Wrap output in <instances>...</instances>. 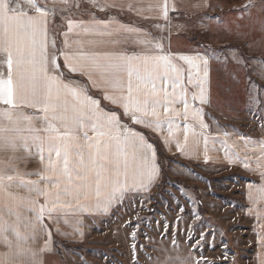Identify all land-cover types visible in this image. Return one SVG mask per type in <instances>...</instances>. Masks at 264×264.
Returning a JSON list of instances; mask_svg holds the SVG:
<instances>
[{
	"label": "snow or ice",
	"instance_id": "6c2138e0",
	"mask_svg": "<svg viewBox=\"0 0 264 264\" xmlns=\"http://www.w3.org/2000/svg\"><path fill=\"white\" fill-rule=\"evenodd\" d=\"M209 7L208 0L183 8L176 0H0V152L11 153L0 159V245L8 250L0 253V264H42L38 257L52 250V231L46 221L58 224L62 219L73 231L62 232L58 227L56 231L82 239L81 214L108 213L128 194L150 193L157 186L162 165L156 148L124 124L121 115L132 124L166 131L163 143L174 144L182 155H195L202 142L205 162L212 160L210 152L223 151L229 164L241 163L260 175V184H248L252 205L248 213L257 218L259 264H264V140L240 137L246 151L255 154L253 161L235 151L229 132L210 136L203 107L210 103V57L171 51L169 13ZM77 12L89 18L76 19ZM114 12L162 19L168 23L154 27L168 30L169 35L152 36L124 23ZM146 12L155 15L145 16ZM57 18L64 24L61 31L50 28ZM233 59L243 66L242 58ZM74 76L86 78L87 83ZM91 89L121 112L105 110L101 100L89 94ZM261 94L264 90L250 83L253 105L261 104ZM181 119L186 123L181 125ZM20 151L38 157L42 170L22 173L15 155ZM13 189L29 195H18ZM21 208L31 215L23 214ZM184 211L179 207V213ZM191 215L194 221L201 220L195 207ZM136 235L131 233L133 241ZM206 235L201 231L197 238L190 226L186 232V239L192 241L190 249L200 251ZM41 236L43 246L34 249ZM172 243L178 247L176 241ZM131 247L135 251L136 244ZM176 260L200 264L191 251Z\"/></svg>",
	"mask_w": 264,
	"mask_h": 264
},
{
	"label": "rangeland",
	"instance_id": "374dc122",
	"mask_svg": "<svg viewBox=\"0 0 264 264\" xmlns=\"http://www.w3.org/2000/svg\"><path fill=\"white\" fill-rule=\"evenodd\" d=\"M207 15L205 12L197 14V22L204 23ZM183 23L189 24L190 19ZM52 30L60 31L56 27ZM215 107L220 111L217 102ZM214 119L211 131L225 132V123L216 121V115ZM236 124L237 131L242 123L237 121ZM148 140L156 148L158 162L162 165V177L157 186L150 193L128 195L117 210L87 220L82 239L56 231L58 227L62 232L72 233V227L70 231L69 226L48 224L52 231V250L38 257L42 264H137V260L139 264H179L176 257H187L190 251L200 264H259L262 251L257 234L259 225L256 216L248 213L252 207L248 184H260L261 177L252 171L226 167L225 161L223 165L190 162L180 155L167 153L161 145L159 155L160 150L153 142L159 143L158 140L151 135ZM17 194L29 195L26 191ZM181 206L185 209L182 214L179 213ZM194 207L201 220L194 221L191 215ZM178 216L184 219L178 220ZM190 226L197 238L201 231L208 234L201 242L200 251L189 247L192 241L186 239V232ZM133 231L137 234L135 241L131 238ZM133 243L135 251L131 247ZM43 244L41 236L32 247L38 250ZM7 251L0 245V253Z\"/></svg>",
	"mask_w": 264,
	"mask_h": 264
},
{
	"label": "crops",
	"instance_id": "0c3cea01",
	"mask_svg": "<svg viewBox=\"0 0 264 264\" xmlns=\"http://www.w3.org/2000/svg\"><path fill=\"white\" fill-rule=\"evenodd\" d=\"M195 2L196 0H176L177 6L180 8H183L186 4ZM208 3L212 7L201 11L189 10L169 13L171 18V51L187 55H196L198 53L201 55H209L210 103L203 106L205 113L204 119L209 125L207 133L213 137H222L223 132L216 133L211 131V123L215 122L214 116L216 115L219 119L216 121L225 123V131L231 134L229 142H236L235 151L239 152L241 157L247 155L254 161L255 154L246 151L240 137L244 136L256 141L264 140V94L259 96L261 100V104L259 105H253L249 99L250 83L254 82L261 90H264V0H208ZM203 12L208 15L206 16V21L199 24L196 20V15ZM77 13L74 18H83L85 20L89 18L86 14L82 15L81 12ZM113 14L118 15L120 20L126 24H134L147 30L152 36L169 35L168 30L161 31L154 27L156 24L164 25L168 23L162 19H143L129 12H114ZM97 15L100 17L103 16L100 12H97ZM144 15L153 16L155 13L146 12ZM183 19H190V23H183ZM53 22L54 24L52 23L50 25L51 29L54 27L60 29V31L64 29L62 21L61 27L59 26V19H55ZM177 25H184V27L180 29ZM227 28H230L231 31H226L225 29ZM60 39L61 37H59V40L57 39L58 43ZM129 47L131 50L132 46ZM218 49H220L219 52ZM209 50L214 52L220 59L213 58ZM233 56L242 58L243 66L238 64L233 59ZM72 78L81 79L83 83H87L86 78L75 76ZM89 94L100 99L101 106L105 110L116 111L117 113L121 112L118 107L103 100L102 93L96 89H91ZM215 102L219 104L221 112L216 110ZM0 107H3V105H0ZM177 107L182 108V105H178ZM26 111L31 113L33 110L26 109ZM120 118L124 124L129 125L136 132L142 133L147 139L150 138V135L154 139H157L162 148L169 154L180 155L181 158L190 162L220 163L223 165L225 161L226 167H237L240 170L247 171L241 163L229 164L224 157L223 151L210 152L209 155L212 156V160L205 162L202 142L198 148H195V155H182L174 144L169 146L163 143V137L167 135L166 131L156 132L142 125L132 124L123 115ZM236 120L244 124V126L241 124L237 131L235 130L237 128L235 125H238L236 124ZM180 123L183 125L186 122L181 119ZM197 131H199L198 126ZM178 135L183 140V133L181 132ZM148 142L150 143L149 140ZM219 147L220 145L217 143V148ZM9 155L11 153L0 152V159H7ZM15 155L19 157L16 164L19 170L21 172L23 171L22 173L42 170L43 166L38 157L27 156L23 151L17 152ZM255 166L253 162L252 167L255 168ZM253 174L259 175L256 172ZM36 178V176L29 177V179ZM13 191L25 192L22 189H13ZM133 194L139 193H130L128 195L133 196ZM40 202H44L42 197L40 198ZM122 203L113 207L110 211L117 210L122 206ZM23 210V208L20 209L23 214L31 215V213ZM108 213L85 212L80 215L79 219L83 221L84 226L87 220L100 218ZM70 222L73 221L70 220ZM46 223L57 224L52 221H46ZM58 224L69 226L63 223L62 219ZM69 230L71 231L70 226Z\"/></svg>",
	"mask_w": 264,
	"mask_h": 264
},
{
	"label": "trees",
	"instance_id": "16d2710c",
	"mask_svg": "<svg viewBox=\"0 0 264 264\" xmlns=\"http://www.w3.org/2000/svg\"><path fill=\"white\" fill-rule=\"evenodd\" d=\"M153 142L155 143V145L157 146V149H159L160 150V144L159 143H157L155 140H153ZM162 152H161V150L159 151V155L161 154ZM161 158H163V156H161Z\"/></svg>",
	"mask_w": 264,
	"mask_h": 264
}]
</instances>
